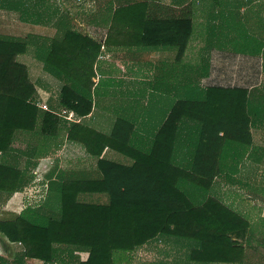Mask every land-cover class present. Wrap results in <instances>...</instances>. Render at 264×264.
<instances>
[{
    "label": "trees",
    "instance_id": "1",
    "mask_svg": "<svg viewBox=\"0 0 264 264\" xmlns=\"http://www.w3.org/2000/svg\"><path fill=\"white\" fill-rule=\"evenodd\" d=\"M208 3L214 8L230 6L226 0ZM0 9L20 13L24 23L56 22L58 31L52 42L36 45L30 60L24 57L32 41L0 38V191L14 194L25 187L26 173L14 155L18 133L45 137L48 142L35 154L41 157L59 149L65 139L68 152L95 159L101 175L53 183L43 202L0 220V233L22 246L12 262L0 256V264H27L30 259L42 264H64L66 259L73 264H117L122 255L166 238L200 245L187 264H243L240 239L248 236L250 223L226 206L229 193L214 183L216 177L241 172L252 147L253 118L264 121L255 111L264 110V98L252 100L247 90L209 88L200 99L179 100L146 148L132 145L120 124L111 135L82 122L69 126L61 116L35 106L37 78L46 72L61 81V108L87 117L94 107L93 79L101 46L74 25L80 13L76 17L72 9L67 14L53 0H0ZM195 9L192 4L179 17L172 8L148 2L116 10L111 5L105 7V15L114 16L103 19L112 27L121 13L127 17L119 19L120 25L141 28L145 45L175 46L182 57L196 29ZM99 21L90 23L102 25ZM248 36L256 50L244 54L260 56L264 45ZM31 60L36 61L34 67L28 65ZM184 117L198 125L193 150L177 143L178 123ZM222 130L226 137L219 138ZM108 150L130 162L111 159Z\"/></svg>",
    "mask_w": 264,
    "mask_h": 264
},
{
    "label": "crops",
    "instance_id": "2",
    "mask_svg": "<svg viewBox=\"0 0 264 264\" xmlns=\"http://www.w3.org/2000/svg\"><path fill=\"white\" fill-rule=\"evenodd\" d=\"M53 1L58 2L57 0ZM68 1L66 3H69ZM79 1L84 7L88 3V0ZM107 1L109 5H101L100 0L95 2L98 5L90 9L92 13L89 12L87 16L82 14L84 12H78L80 13L78 17V13L75 14L79 23L83 24L87 22L86 24H88L84 28L83 33L101 46V52L95 64V77L93 79L94 107L92 113L82 118L71 110L61 108L60 97L64 85L61 81L46 72L39 73L37 78V94L34 99V104L39 109L51 112L49 110L51 107L46 102L55 99L58 105H60V112L67 110L69 115L71 114L70 120H68L62 114L54 113L61 116L67 125L82 122L84 125L93 128L99 133L111 135L116 129V126L120 124L123 125L122 130H124V134L130 135L126 136V138L131 141L132 145L146 148L148 141H151L164 126L173 105L179 100H185L187 98L200 99L202 98V91L204 92L209 88L247 90L252 100L264 98V48L260 56L253 57L244 54L243 49H235L233 47L234 41L240 40L242 43L249 41L248 34L250 33L251 26L254 25L257 28L254 27L253 30L255 31L256 29L255 32L260 39L259 42L264 45V0H226L232 5L226 7L227 12H224V14L218 7H215V14L220 15V19L223 22L225 21L224 35L226 34L227 36L224 38V41L226 43L219 45L217 40H204L202 36H197L199 30L196 28L182 57L179 48L175 46L150 47L149 45H145L141 38V28L120 25L119 19H126L127 17H124L123 14L121 16V13L118 14L120 18H116L118 20H115L114 26H108L103 18H112L114 13L105 15V7L112 5L116 10V8H120L117 7L118 3L121 4L123 0ZM128 1L132 2L131 0H127L126 2ZM199 1L144 0L142 2L152 3L160 8L163 6L172 8L175 10L174 13L180 17L181 12L186 7L192 4L196 8L200 7ZM204 1L210 2V0ZM131 5H134V3L125 7ZM232 7H235V9ZM254 8V14L256 16L251 17V12L249 11ZM163 11L165 12L164 9ZM235 12L239 13L238 17L233 16ZM90 13L94 15L93 18H90ZM254 17H257V22H252ZM88 18L90 20L99 18V23L103 20V26L99 24L92 25ZM235 18H240V21H242L241 26H246L245 39L243 37L238 38L237 36L244 27L239 26L235 28L233 22ZM55 24L56 22L48 25L24 23L20 19V13L0 9V38L32 41L33 47L29 49L28 60L33 59L37 44L45 43V40L52 42L56 37L58 31L55 28ZM213 41L214 43H212ZM209 42L210 44L208 45ZM205 49L209 50L205 51L207 52L208 60L205 59V62H203L202 54ZM35 62V60H31L28 62V65L34 67L32 65ZM203 67L204 69L199 71ZM47 95H51L52 99L46 98ZM255 111L259 114H264L262 108H255ZM178 126V146L193 150L197 145L196 128L198 125L191 119L184 117L182 121H179ZM219 133V138L225 136L223 130ZM23 135L32 138V140H28V144L26 143L27 145H24L22 149L18 147V143H20L21 136ZM36 138L40 139V136L36 137L26 133H18L17 135L14 143V148L16 149L14 155L16 156V162L19 164V168L25 171L27 178L25 177L26 182L24 181L25 187L14 194L0 191V220H4L2 217H7L11 213L12 217L19 215L27 207L24 201L25 189L28 186H34L36 184L37 179L34 175L38 176L39 167H41V164L38 162H41L43 158L35 155L36 152L40 153L38 147L40 148L41 146L39 139L36 140ZM252 140V147L242 161L243 165L239 175H233L230 172L216 177L217 179L214 183L216 188L231 193V190L233 191L236 188L232 186L233 183H228L225 180L227 178L241 180L243 175L251 178V180L260 179L262 186H264V121L260 118H253ZM60 147H62V144ZM27 153H34V156H30ZM106 154L111 159L123 163L130 162L118 152L108 150ZM257 161L262 165H258L259 172L255 176L252 175L254 173L253 163H257ZM244 162L246 163L245 167ZM94 171L98 170L96 169ZM94 177L100 178V172L94 173L93 177L90 178ZM235 183H239V181ZM261 219L264 220V210ZM261 223L264 224V222ZM252 226V223H250L248 236L240 239L242 244L246 243L248 245L247 250H245L243 264L250 263L249 253L252 234L254 233V235L259 236L263 234L262 229L252 231ZM173 244L177 245V251L175 252L171 249V247H174ZM157 245H161L162 247L160 250L161 253L159 254H161L160 256L163 261L152 263L187 264L190 263L193 252L200 249V245L195 241L166 238V240L162 239V241L150 243L149 250ZM17 248V245L11 244L0 233L1 257L5 258L8 262H12L17 252H19ZM153 253L151 252V254ZM131 254L128 253L122 255V257H130ZM30 262L41 263L38 260H27V264Z\"/></svg>",
    "mask_w": 264,
    "mask_h": 264
},
{
    "label": "rangeland",
    "instance_id": "3",
    "mask_svg": "<svg viewBox=\"0 0 264 264\" xmlns=\"http://www.w3.org/2000/svg\"><path fill=\"white\" fill-rule=\"evenodd\" d=\"M52 1V0H51ZM58 3L62 6V9L68 14L70 13L69 11L73 9V14H76L78 12H84L82 13L83 15L89 14L91 12L90 9L95 8L98 4H95V2H98L99 0H88V3H86L85 7L80 3L79 0H71L74 1L73 5L66 7L65 3L59 2L60 0H57ZM122 1V0H121ZM127 0H123L121 4L118 3L117 7H125L131 3L137 4L140 3L144 0H131L132 2H126ZM240 1V0H239ZM101 5H109L107 0H100ZM200 7L196 8V17H195V27L197 28L198 35L197 36H202L204 40H210L214 39L217 40L219 45H224L226 41H224V38L227 36L225 33V21L221 22V19H218L219 16L215 15V8L213 6V3H208L203 0H200L199 2ZM115 5V4H114ZM227 3L225 5H221L219 9L222 12H227L226 9ZM232 5V4H230ZM257 6V5H256ZM84 7L83 10L81 8ZM235 9V7H232ZM115 9V8H114ZM117 9V8H116ZM254 11L255 8L250 10V16H254ZM65 13V14H66ZM92 13V12H91ZM90 13V18H93L94 15ZM234 17H238L239 13L235 12ZM256 16V15H255ZM90 18H88L90 20ZM111 19L110 17H107ZM255 18V19H254ZM252 19V22H257V17H254ZM20 19L21 15H20ZM87 19V20H88ZM234 26L235 28L239 27L242 25V21H240V18H235ZM74 25L79 27L81 32L84 31V28L88 26V24L85 23H79L77 19H74L73 21ZM256 24V23H255ZM36 25V24H35ZM252 25V24H251ZM223 26V27H222ZM244 27L241 29V32L237 34L238 38H244L245 39V32H246V26H241ZM254 26H251L250 28V38H258V41H260L259 37L257 36V33L253 30ZM257 28V27H256ZM214 41L212 43H214ZM210 42L208 43V45ZM250 43L249 41L246 43H242L240 40L234 41L233 47L235 49H243L242 51L246 52L249 48L251 52H254L256 48L254 45ZM248 50V52H249ZM209 51L207 49L204 50L202 56H203V62H205V59L208 60L207 58V52ZM25 56L24 58H27ZM200 69L199 71H202ZM51 98V95H47L46 98ZM52 99V98H51ZM47 105H49V110L53 113H58L59 115L62 114L59 109L60 105H58V102L55 99H52L51 101L46 102ZM46 108V107H45ZM264 116V114H262ZM39 138H36L38 140ZM28 140H32V138H29L27 136H21L20 143H18V147H21L23 149L24 145L28 144ZM66 140L62 139L60 140V143L63 144L62 147H60L57 150L51 151L50 154L43 156L42 161L38 162L40 163L41 167H39L38 171V176L34 175L35 178L37 179L36 184L34 186H28L25 189V194H24V201L27 206L33 205L34 203H41L45 200L47 197V193L51 189V184L53 183H59L62 181H68V180H75V179H80V180H88V179H93L90 177H93V174L98 172L94 171L96 170V161L95 159L88 158V157H78L75 155V153L72 155L71 153L68 152V148H66ZM38 142V141H37ZM39 142L41 145L45 146V144L48 142L45 140V137L40 136ZM22 143V145H21ZM27 143V144H26ZM32 143V142H31ZM65 146V147H64ZM26 148V147H25ZM44 148V147H43ZM40 148L38 147V150ZM28 150V148H26ZM41 150V149H40ZM45 150H43V154H45ZM245 162H244V167H245ZM254 165V173L252 175L257 174L258 171V165L260 163L257 161L253 163ZM262 165V164H261ZM260 165V166H261ZM26 167V165H25ZM36 169V168H35ZM34 169V170H35ZM91 171H93L91 173ZM244 176V177H243ZM241 177V180H239V183H235L232 181H228V183H233L232 186H234L236 189L231 190V193L226 195L227 198V203L225 202L226 206L230 207L232 210L236 211L239 213L243 218L248 220L250 223H252L251 230L252 231H259L262 229L263 234L262 235H254V233L251 236L250 240V253H249V264H264V224L261 222H264V220L261 219L262 212L264 210V186H262V182L260 179H252L243 175ZM95 178V177H94ZM39 181V182H38ZM225 198V197H224ZM12 218V213L11 215H8L7 217L4 216L2 219H8ZM160 244V242H159ZM245 250H247L248 245L246 243H243ZM4 246V244H3ZM174 247H171V249L175 252L177 251V245L173 244ZM17 250H21L22 246L18 245ZM161 245L153 246L151 250H149V244H147L145 247L139 249L135 253H132L131 256H127L126 258L122 257L119 258L117 261V264H149L152 262H157V261H163L161 259ZM153 250V251H152ZM158 251V252H157ZM151 252H154L151 254ZM157 252V253H156ZM173 252V253H174ZM122 254L121 252L117 253ZM11 257H13L11 255ZM65 257H70V256H65ZM74 261L70 259H66V262L64 264H73ZM28 264H42L41 263H28Z\"/></svg>",
    "mask_w": 264,
    "mask_h": 264
},
{
    "label": "built area",
    "instance_id": "4",
    "mask_svg": "<svg viewBox=\"0 0 264 264\" xmlns=\"http://www.w3.org/2000/svg\"><path fill=\"white\" fill-rule=\"evenodd\" d=\"M62 116L70 120L71 114L69 115V112L67 110H62Z\"/></svg>",
    "mask_w": 264,
    "mask_h": 264
}]
</instances>
